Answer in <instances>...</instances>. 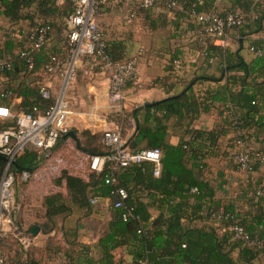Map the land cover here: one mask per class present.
Wrapping results in <instances>:
<instances>
[{
    "label": "trees",
    "instance_id": "16d2710c",
    "mask_svg": "<svg viewBox=\"0 0 264 264\" xmlns=\"http://www.w3.org/2000/svg\"><path fill=\"white\" fill-rule=\"evenodd\" d=\"M174 1L176 8L165 2L144 8L135 0L133 12L135 16L144 13L154 31L171 26L175 38L192 33L185 39L203 59L199 69L214 68L220 76H194L175 96L129 113L119 111L123 126L133 124L127 138L129 150L162 151L160 175L154 176L153 164L146 161L126 168L108 161L102 172L92 170L93 156L113 152L102 143L103 134L82 133L85 140L80 138L78 151L85 166L79 173L62 169L53 181L56 190L42 200L40 221L28 231L38 228L46 235L60 231L65 243L50 239L41 248H24L16 244L12 232H6L1 240L5 264H264V200L257 196L264 188V39H251L264 29V0ZM158 8L164 12L153 19L151 11ZM72 11L67 1L0 0V105L9 107L14 97H20L16 111L36 109L35 115L45 114L54 105V95L42 96L49 90L42 81L53 58L70 55L66 19ZM214 11L241 17L242 24L233 30L242 42L251 41V59L242 54L244 46H220L204 33L195 15ZM43 27L48 30L46 42L35 50L32 46ZM101 30L111 60L131 58L116 44L112 50ZM188 65L174 50L170 70L182 71ZM205 83L209 86L197 93L195 87ZM213 110L218 120L212 129L194 126ZM173 118L186 135L177 143L169 138L168 123ZM13 124V120L0 119V131ZM238 140L248 149L246 168L236 158ZM61 144L62 138L52 151ZM2 157L0 180L8 166ZM47 157L33 146L17 157L9 165L14 189L24 173H36ZM119 189L128 197L117 208ZM93 197L109 201V218L98 241L86 244L78 240L77 229H66L63 224L76 208L84 217L94 214L100 202L92 205ZM235 228H242L248 239L237 236Z\"/></svg>",
    "mask_w": 264,
    "mask_h": 264
},
{
    "label": "crops",
    "instance_id": "0c3cea01",
    "mask_svg": "<svg viewBox=\"0 0 264 264\" xmlns=\"http://www.w3.org/2000/svg\"><path fill=\"white\" fill-rule=\"evenodd\" d=\"M133 3L132 0H99L96 20L105 31L112 50L115 51V44L118 45L124 51L126 58L144 51L138 66V78L134 83L127 84L125 87V100L122 110L113 111L109 107V81L107 75L102 73L88 74L85 65L79 63V71L77 70L78 75H76L75 81L64 91V96L70 102L73 111L71 128L77 135L78 142L72 137L62 138V147H68L70 143L74 142L78 150L81 148L80 136L82 133L102 135L108 129L119 131L125 145L128 143L127 138L132 133L133 124L129 123L126 127L123 126L119 121V111L129 113L137 108L144 107L145 103L160 102L175 96L185 88L194 76L199 77L204 73L215 77L220 76L214 68H210L206 72L203 71L204 69H199L203 59L199 58L196 50H192L191 46L187 45L185 39L190 38L192 33H188L183 38H175L171 36V26L155 31L150 29L144 13L131 17L135 8ZM162 12L164 10L154 9L151 11L152 18L156 19ZM182 28L185 29L183 23ZM251 39H264V29L260 34L252 36ZM227 41V46L232 49L244 46L242 54L246 59H251L253 56V50L250 48L251 41L242 42L243 39L236 36L235 30L229 32ZM176 49L189 64L185 70H170L172 54ZM157 79L161 80L159 84L154 82ZM42 82L56 98L61 94L64 84L60 77L45 75ZM208 86L207 83L196 86V92L205 90ZM59 88L60 90L57 92ZM21 102L20 97H14L9 107L17 110ZM217 116V113L213 110L211 113L204 115L194 126L198 129H212L218 120ZM175 123L176 119L174 118L168 123L170 126L169 138L172 143H177L182 137L186 138L185 131L175 126ZM124 134L126 135L124 136ZM85 164L84 160L79 162L78 170L71 172L79 173ZM108 205V200L100 201L95 208L96 212L86 217L76 208L74 213L65 220L63 226L66 229H77L78 240L82 243L95 244L100 237L102 225L109 218ZM151 212L154 217L157 215L154 208ZM31 234V245L34 247L41 248L50 239L65 243L63 233L60 231H53L48 235L41 232L33 235L31 231Z\"/></svg>",
    "mask_w": 264,
    "mask_h": 264
},
{
    "label": "built area",
    "instance_id": "2783aa9c",
    "mask_svg": "<svg viewBox=\"0 0 264 264\" xmlns=\"http://www.w3.org/2000/svg\"><path fill=\"white\" fill-rule=\"evenodd\" d=\"M58 2H70L73 6L72 13L67 17V37L70 46V55L66 59H52V64L46 68L49 76H58L62 79L63 90L56 98L54 105L43 115H35L33 112L13 113L8 106L0 105V119L13 120V126L0 131V155L8 159L3 177L0 180V264H5L1 253V240L7 230L4 228L11 218L5 215L9 211L15 199L14 176L9 173V165L12 160L23 155L30 146L35 147L47 156L50 155L58 141L70 131L73 111L70 102L65 98L64 91L76 79L79 63L85 65L88 74H106L109 81V107L111 110H122L125 94L124 90L128 82L138 78V66L144 51L123 62H114L105 51L106 40L104 33L96 22V5L98 0H56ZM135 2V0H132ZM220 1V0H218ZM165 2L169 8H176L174 0H140L144 8H152L156 4ZM135 17V12L131 14ZM198 24L203 26L204 33L213 38L220 46L228 45V34L235 27L242 24L241 17L236 14L221 15L218 12H207L195 15ZM47 28L38 31V39L32 46L38 50L46 42ZM24 55V54H23ZM178 64V63H177ZM30 68L32 66L30 65ZM44 98H49L51 92L44 90ZM102 143L113 154L96 155L91 158L90 168L96 172H102L108 161L116 164V168H126L132 164H140L144 161L154 166V176L161 172L162 151L158 148L132 151L124 147L121 133L115 130L104 131ZM239 153L237 160L241 167L246 168L249 160L248 149L242 140L237 142ZM24 177H28L24 173ZM109 182V181H108ZM120 201L114 207H120L121 201L128 197L124 189L118 190ZM257 196L264 200V188L257 192ZM103 201V200H101ZM100 199L93 197L92 205H97ZM237 236L247 240L242 228H235ZM21 244L28 248L31 237H21ZM141 264H145L142 262Z\"/></svg>",
    "mask_w": 264,
    "mask_h": 264
},
{
    "label": "rangeland",
    "instance_id": "374dc122",
    "mask_svg": "<svg viewBox=\"0 0 264 264\" xmlns=\"http://www.w3.org/2000/svg\"><path fill=\"white\" fill-rule=\"evenodd\" d=\"M98 26L100 27L99 24ZM59 90L60 88L57 92ZM12 112L17 113L15 109H12ZM80 138L85 140L82 135ZM80 158L85 160L77 150L76 144L72 142L68 147L61 146L52 151L36 173L19 178L15 188L14 202L9 211L5 213L11 218V222H7L4 227L8 232L13 233L18 246H23L19 241L21 237L32 236L28 231L30 226L40 221L43 215L41 203L44 196L56 190L53 181L59 176L62 169L78 170L79 162H83L82 159L79 161Z\"/></svg>",
    "mask_w": 264,
    "mask_h": 264
},
{
    "label": "water",
    "instance_id": "95a60500",
    "mask_svg": "<svg viewBox=\"0 0 264 264\" xmlns=\"http://www.w3.org/2000/svg\"><path fill=\"white\" fill-rule=\"evenodd\" d=\"M156 103H157V102H154V103H145V104H144V107L153 106V105H155ZM68 137H72V138H74V139L78 142V138H77V135L75 134V132L70 131L68 134L64 135L62 138H68ZM127 146H128V143L124 145V147H127ZM2 158H3L4 160H7V161H8V159H7L6 157H2ZM11 162H12V163H15V160H12ZM32 233H33V235H37V234L39 233V229H38V228H34V229L32 230Z\"/></svg>",
    "mask_w": 264,
    "mask_h": 264
}]
</instances>
